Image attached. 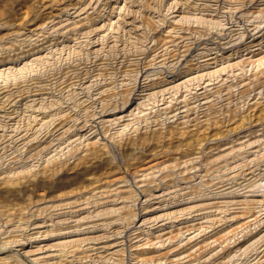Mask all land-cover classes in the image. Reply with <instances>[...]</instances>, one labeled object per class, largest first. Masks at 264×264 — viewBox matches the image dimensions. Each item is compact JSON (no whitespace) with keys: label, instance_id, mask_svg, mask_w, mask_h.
I'll return each instance as SVG.
<instances>
[{"label":"rangeland","instance_id":"374dc122","mask_svg":"<svg viewBox=\"0 0 264 264\" xmlns=\"http://www.w3.org/2000/svg\"><path fill=\"white\" fill-rule=\"evenodd\" d=\"M0 70V264H264V0H0Z\"/></svg>","mask_w":264,"mask_h":264},{"label":"bare ground","instance_id":"6f19581e","mask_svg":"<svg viewBox=\"0 0 264 264\" xmlns=\"http://www.w3.org/2000/svg\"><path fill=\"white\" fill-rule=\"evenodd\" d=\"M69 7H70V6H69ZM48 20H49V19H48ZM49 22H50V21H49ZM35 32H36V31H35ZM256 42H257V41H256ZM254 45H255V44H254ZM259 48H260V47H259ZM257 49H258V48H257ZM8 68H9V67H8ZM0 71H2V70H0ZM3 73H4V72H3ZM107 120H108V119H107ZM42 171H43V170H42ZM14 177H15V176H14ZM14 177H13V178H14ZM13 178H12V179H13ZM7 179H8V178H7ZM147 210H148V209H147ZM126 213H127V212H126ZM122 215H123V214H122ZM66 218H67V217H66ZM69 218H70V217H69ZM69 218H67V219H69ZM123 219H124V218H123ZM146 219H147V218H146ZM61 220H62V219H61ZM64 220H65V219H64ZM31 221H32V220H31ZM62 221H63V220H62ZM67 221H68V220H67ZM116 221H117V220H116ZM32 223H33V221H32ZM61 223H62V222H61ZM113 223H114V222H113ZM142 224H143V223H142ZM146 224H147V223H146ZM28 225H29V224H28ZM34 225H36V224H34ZM38 225H39V224H38ZM140 225H141V224H140ZM37 227H38V226H37ZM25 229H26V228H25ZM25 229H24V230H25ZM138 237H139V236H138ZM13 240H14V239H13ZM20 241H21V240H20ZM10 242H11V241H10ZM14 242H15V241H14ZM8 244H9V242H8ZM5 246H6V245H5ZM15 246H16V245H15ZM18 251H19V250H18ZM25 252H26V251H25ZM31 252H32V251H31ZM16 253H17V252H16ZM27 253H28V252H27ZM12 254H13V253H12ZM62 256H63V255H62ZM61 258H62V257H61ZM73 259H75V258H73ZM157 261H158V260H157ZM160 261H161V260H160ZM160 261H159V262H160Z\"/></svg>","mask_w":264,"mask_h":264}]
</instances>
